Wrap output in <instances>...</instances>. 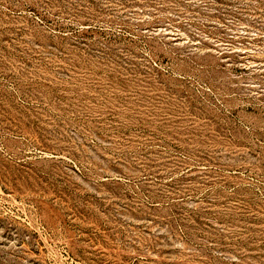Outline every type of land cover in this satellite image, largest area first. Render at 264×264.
I'll return each instance as SVG.
<instances>
[{
  "label": "rangeland",
  "instance_id": "1",
  "mask_svg": "<svg viewBox=\"0 0 264 264\" xmlns=\"http://www.w3.org/2000/svg\"><path fill=\"white\" fill-rule=\"evenodd\" d=\"M0 264H264V0H0Z\"/></svg>",
  "mask_w": 264,
  "mask_h": 264
}]
</instances>
